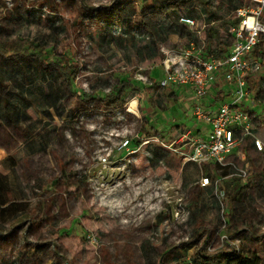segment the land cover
<instances>
[{"label": "rangeland", "instance_id": "rangeland-1", "mask_svg": "<svg viewBox=\"0 0 264 264\" xmlns=\"http://www.w3.org/2000/svg\"><path fill=\"white\" fill-rule=\"evenodd\" d=\"M227 3L217 0L216 6L225 8ZM199 6L196 2L195 7ZM245 6H250V0H245ZM187 10L179 6L160 12L185 14ZM157 12L139 0H0L1 43L20 38L28 44H42L51 55L66 54L79 95L98 98L116 84L127 86L124 79L133 80L152 100L146 116L159 130L151 133V126L147 131L141 94L128 87L125 94L136 97L138 114L126 111L125 103L108 107L100 99L67 93L58 101L61 111H21L20 128L0 118V175L8 177L14 199L28 208L10 226L0 221L4 229L0 264H187L196 251L189 241L199 232V225L190 224L188 214L194 197H201L198 218L212 237L221 228L216 202L198 185L203 174L216 173L213 166L183 168L182 159L170 152L163 164L146 158V140L152 143L160 138L169 143L181 122L192 126L191 103L185 101L188 109L175 106L172 110L178 99L171 89L165 92L152 83V79L163 80V62L171 52L184 51L187 38L176 33L168 41L157 39L154 54H140L128 42L113 46L112 37L118 36H108L112 32L118 35L120 21L125 20L141 28L136 31L142 30L146 16ZM219 25L213 26L216 31L207 25L203 30L201 24L197 34L203 31L202 40H207L204 31L225 38ZM104 37H108L106 44ZM19 79L11 85L15 94L41 95L40 83ZM107 80L110 86L105 88ZM160 95L168 100L166 109L156 105ZM177 118L181 119L176 124ZM261 136L264 138V130ZM127 139L133 146L121 150ZM41 143L48 147L40 148ZM248 160L253 178L239 180L238 185L249 186L254 202L251 211L248 207L237 211L243 225L231 235L242 239L244 252L250 251L264 262V199L254 196L257 184L264 180V155ZM232 181L220 182L227 194ZM228 204L227 214L233 203L228 200ZM218 249L210 253L224 251Z\"/></svg>", "mask_w": 264, "mask_h": 264}, {"label": "built area", "instance_id": "built-area-1", "mask_svg": "<svg viewBox=\"0 0 264 264\" xmlns=\"http://www.w3.org/2000/svg\"><path fill=\"white\" fill-rule=\"evenodd\" d=\"M179 15L180 23L192 31L202 24L185 14ZM233 15L237 24L229 29L231 45L228 50L222 47L218 54L209 53L206 40L200 37L202 31L198 34L200 42L191 41L184 51L171 52L163 62L164 78L160 88H186L191 93L192 116L196 127L208 126L205 136L195 135L193 129H188L180 135L175 131L169 143L160 138L152 142L156 144L153 146L179 156L183 168L187 165L201 169L213 166L215 172L222 173L225 168L231 171L228 177L218 176L216 180L203 174L198 182L202 189H213L223 219L221 229L210 242L209 252L217 248L239 252L242 244L239 237H232L227 232L224 219L228 208L227 193L220 182L228 179L248 182L253 169L246 158L243 163L230 161V158L249 146L264 154L261 136L264 130V0H250V6L236 10ZM206 29L204 25L203 30ZM204 33L207 35L206 31ZM134 102L139 111L136 97L126 104V111L131 110ZM152 143L146 140L144 145L148 147ZM132 146V141L127 139L120 149L129 151ZM146 158L151 161L149 151ZM188 264L198 263L190 260Z\"/></svg>", "mask_w": 264, "mask_h": 264}, {"label": "trees", "instance_id": "trees-1", "mask_svg": "<svg viewBox=\"0 0 264 264\" xmlns=\"http://www.w3.org/2000/svg\"><path fill=\"white\" fill-rule=\"evenodd\" d=\"M139 1H141V4L143 5L149 4L153 9H157L159 12L146 16V18L143 20L142 30L136 31L137 29L141 28H137L135 25H133L132 20H125L120 21L123 24L121 23L122 29L118 35L112 32L108 36H118L117 38L112 37L113 46H123V43L128 42L129 45L133 47L134 50H137L140 54H142L144 51L154 54L156 52L155 47L158 40L161 42L168 41L170 37L176 33H181L183 37L187 38L186 46H188L191 41L200 42L199 35L197 34L200 26L192 31L188 29L187 26L180 23V15L178 13L173 11L171 14H162L160 12L167 11L169 9H176L179 6H184L188 9L185 13L186 16L196 19L203 25L209 26L210 30L214 29L217 31V28H213V26L217 25V23H220L219 26L225 30L226 37H221V39L219 37L215 38L213 31H209L208 33L206 31V42L208 43L207 50L209 53L218 54L222 47H225L224 49L228 50L231 45L229 29L237 24V20L235 18L227 17L231 14L233 15L236 10L245 6V0H227L228 3L226 4V7H221L220 9H218L216 6L217 0ZM196 2H199L201 6L195 7ZM107 38L108 37H104L103 43L107 41ZM113 46L110 47L113 48ZM65 56L67 55H51L46 52L42 44L36 43L34 41L28 44L26 41L17 38L15 41H8L5 43L0 42V118L2 121H4L7 125L17 129L20 128V117H22L21 111H35L37 109H39V111H61L60 109L62 106L57 104L58 101L61 102L67 93H72L75 96H79L81 98L84 96L86 99H91L94 101L100 99V101L104 103L105 106L117 107L123 103L127 104L130 101V95L125 94V88L128 87L133 91L137 90V92L141 94L140 107L142 119L144 118L147 121V124L150 127L152 126L150 125V121L147 120L146 110L151 107L153 102L148 96H146V91H141V87L138 85V83L126 78L123 81L125 84H127V86L121 88L118 87V84H116L114 88H109L110 92L108 94L99 96L98 98L94 95H79L75 92L73 79L69 75L72 70L70 68L71 61L70 59L67 60V57ZM19 78L22 80L26 79L28 84L35 85L36 82L40 83V87L42 89V93H40L41 95L39 96L34 93L32 96L29 97L28 95L26 97L25 93L19 94L18 92L15 94L14 90L16 89H12L11 85L12 82H14L13 80H18ZM20 81L21 80L19 79V82ZM152 83L156 86L160 85V82H155L153 79ZM105 86V88L110 86L108 80ZM159 89H157L158 95L161 91H159ZM13 95L17 98H11ZM144 95L146 97H144ZM41 96L42 100L45 98L43 102L41 101ZM156 105L159 108H164V97L162 95H160ZM134 109V106H132L131 112L137 113ZM151 130H156L159 132V130L155 129L154 126H152ZM135 144L139 145V142L137 141ZM47 147L48 146H46L45 143H41L40 148L46 149ZM147 151H149L152 155V158H150L151 162L158 164L160 161H164V158L169 154L168 151L157 146H148ZM7 160L10 161L11 159ZM218 173L220 174L218 175ZM230 173L231 171L228 168H225L222 173H208L207 175L213 180H216L218 176L225 178L228 177ZM238 182L239 179H234L232 183L228 184L230 186V191L227 194V202L229 200L233 204L232 209L229 211L230 213H225L224 219L228 225L227 232L230 235L231 233H234V231L238 230L240 225H243L240 217H238L239 215L237 214V211H242L240 209L243 208L244 210L246 207H248L246 210L251 211V207L254 202L253 195H251L248 191L249 186L245 185V187H241L238 185ZM201 190L213 197L214 201L216 202L215 205L220 212V206L214 198L213 189L201 188ZM255 193L256 195L254 196L264 199V180L257 184ZM202 206L203 203L201 197H198L197 199L194 197L192 199V204L189 207L190 211H188V214L191 216L190 224L199 225L197 237L194 240L189 241L190 245H192L196 250L194 258L190 260L198 264H264L259 256L251 254L250 251L244 252L243 241L239 252L231 250L214 254L210 253L209 245L213 239L211 235L212 233L208 230L205 223L202 220L199 221L198 218L200 216ZM27 211L28 208L26 203L22 201H16L14 199L12 187L9 184L8 177L0 175V221L3 222V226H10L11 224L18 222L22 216L26 215L25 213ZM222 225L223 219L221 220V227ZM3 230L4 229L0 227V235H3Z\"/></svg>", "mask_w": 264, "mask_h": 264}, {"label": "crops", "instance_id": "crops-1", "mask_svg": "<svg viewBox=\"0 0 264 264\" xmlns=\"http://www.w3.org/2000/svg\"><path fill=\"white\" fill-rule=\"evenodd\" d=\"M167 91L168 90L166 89L165 92H167ZM170 93L173 94L178 99L177 104L174 105L172 110L175 108V106H176V108L178 106L179 108H182V109L186 108V107L188 109V105L185 102L186 100H187V102L191 103V106L193 105V101L191 99L192 95L186 88H176V89L171 90ZM183 95H185L186 97H183ZM167 102H168V100H166V98L164 97V105L167 104ZM136 105H137L136 102L132 103V105L130 106V109H131L132 106H134V108H135L134 110L137 111L136 110ZM163 107L166 109L165 106H163ZM189 109L192 110V107H190ZM179 119H181V118H177V119L174 120V121L177 120L176 124L179 122ZM189 121L191 122V125H192L191 127L186 126L185 123H183V122H181L180 126L177 127V131L176 132L179 133V135L182 134L184 131H186L188 129H193L195 135L205 136L206 128L208 126L202 124V125H199V126L196 127V122H195V120H194V118L192 116V113H191V117H190ZM148 127H150V126L147 125V128ZM161 129L162 128H160V130ZM148 130H149V128H148ZM154 131L151 130L149 132L154 133ZM161 133H163V132H161ZM261 155H264V154L257 153L256 150L252 146H249V147H246V148H242L239 152L236 153V155H234L233 157L230 158V161L235 160L238 163H243V159L244 158L253 159L254 157H259Z\"/></svg>", "mask_w": 264, "mask_h": 264}]
</instances>
